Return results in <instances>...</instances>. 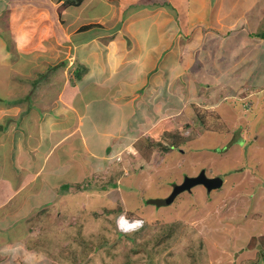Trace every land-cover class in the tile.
Masks as SVG:
<instances>
[{
	"label": "rangeland",
	"instance_id": "374dc122",
	"mask_svg": "<svg viewBox=\"0 0 264 264\" xmlns=\"http://www.w3.org/2000/svg\"><path fill=\"white\" fill-rule=\"evenodd\" d=\"M219 6L218 23L207 27L213 35L203 28L202 45L197 43L200 37L191 39L196 47L189 49L192 58L176 81L174 98L166 100L170 106L165 115L151 111L156 105L162 110V102L141 104L130 117L129 138L120 140L121 147H114L113 141L110 153L119 152L117 156H110L96 174L87 170L89 181L72 187L65 182L58 193L35 197L34 208L26 214L8 208L0 212V264H125L127 259L129 264H264V60L253 56L264 31V0H219ZM228 16L235 22L224 26ZM226 31L249 35L250 41L245 39L237 54L235 38L225 43L226 35L220 36ZM75 69L68 71L72 83L67 88L79 82ZM59 75L37 82L57 89H46L44 95L36 83L22 81L27 87V95L20 96L25 99L22 110L28 103L46 109L56 102L65 82ZM117 86L108 87L107 98L119 91ZM164 120L182 129L186 146L179 142V147L164 151L150 145L152 132L157 133ZM201 172L220 177L223 186L211 193L196 186L170 206L148 204L168 196L173 184L186 176ZM119 207L128 219L144 221V234L120 235L133 232L120 231L116 220L121 214L108 213Z\"/></svg>",
	"mask_w": 264,
	"mask_h": 264
},
{
	"label": "crops",
	"instance_id": "0c3cea01",
	"mask_svg": "<svg viewBox=\"0 0 264 264\" xmlns=\"http://www.w3.org/2000/svg\"><path fill=\"white\" fill-rule=\"evenodd\" d=\"M154 1L85 0L76 6L67 0H0V212L26 214L35 197L56 194L65 182L72 187L89 181L87 170L96 174L117 156L110 153L113 141L121 147L129 138L130 117L141 104L162 102V110L156 105L151 111L165 115L166 100L174 98L176 81L192 58L189 49L196 47L191 39L218 23L220 6L219 0H158L153 6ZM231 22L228 16L224 26ZM224 35L225 43L235 38L237 54L249 40L234 31ZM258 36L253 56L262 62L264 38ZM118 65L123 67L117 73ZM75 67L79 82L67 88L68 71ZM60 73L65 82L56 102L46 109L28 103L22 110V81L36 83L44 95L49 88L37 82ZM116 84L119 91L107 98L108 87ZM36 185L39 191L24 193Z\"/></svg>",
	"mask_w": 264,
	"mask_h": 264
},
{
	"label": "trees",
	"instance_id": "16d2710c",
	"mask_svg": "<svg viewBox=\"0 0 264 264\" xmlns=\"http://www.w3.org/2000/svg\"><path fill=\"white\" fill-rule=\"evenodd\" d=\"M85 0H67V3L70 4V5H81ZM157 1H154V5L153 6H157ZM159 5V4H158ZM166 6H168L167 4H165ZM88 28V27H87ZM260 36L262 38H264V31L260 34ZM224 115V113H222ZM218 115V114H217ZM225 116V115H224ZM223 117V116H222ZM203 124V120L201 119L199 125ZM157 133L151 134V137H152V140L153 143H150V145H152V147L154 148H158L160 150H164V151H168V150H172L173 147L175 146H178L179 147V142H181L183 145L182 146H186L187 145V142L184 143V135L182 133V129L178 131V129H176L175 127H172L171 124H169L168 122H166L165 120L164 121H161L160 125L157 127ZM216 131L215 129H211L210 130V133L211 132H214ZM217 132V131H216ZM226 135V134H225ZM168 138L170 139L171 141V144H168L165 140V138ZM184 140V141H183ZM169 141V142H170ZM148 145V143L146 144ZM169 145H172V146H169ZM79 186V185H77ZM90 185L88 184V187ZM123 209H121V207H119L118 209H112L109 212H112V213H116L118 214V216L122 213ZM132 214L130 212V217H132ZM145 230H146V224H144L140 230L136 231V232H133L130 235L128 234H124V233H120L121 236H125V237H129V238H132V237H135V236H139L141 234H144L145 233ZM133 240V239H132ZM125 264H129V259H127L126 263Z\"/></svg>",
	"mask_w": 264,
	"mask_h": 264
},
{
	"label": "water",
	"instance_id": "95a60500",
	"mask_svg": "<svg viewBox=\"0 0 264 264\" xmlns=\"http://www.w3.org/2000/svg\"><path fill=\"white\" fill-rule=\"evenodd\" d=\"M196 186H203L211 193L223 186V180L220 177H208L204 172L193 177L186 176L182 183L173 184V190L168 196L150 199L148 204L157 207L170 206L181 193L191 192Z\"/></svg>",
	"mask_w": 264,
	"mask_h": 264
},
{
	"label": "clouds",
	"instance_id": "9594fccd",
	"mask_svg": "<svg viewBox=\"0 0 264 264\" xmlns=\"http://www.w3.org/2000/svg\"><path fill=\"white\" fill-rule=\"evenodd\" d=\"M144 221L142 219H128L126 215L121 214L117 220V227L122 232H134L143 226Z\"/></svg>",
	"mask_w": 264,
	"mask_h": 264
},
{
	"label": "bare ground",
	"instance_id": "6f19581e",
	"mask_svg": "<svg viewBox=\"0 0 264 264\" xmlns=\"http://www.w3.org/2000/svg\"><path fill=\"white\" fill-rule=\"evenodd\" d=\"M208 175V174H207Z\"/></svg>",
	"mask_w": 264,
	"mask_h": 264
}]
</instances>
